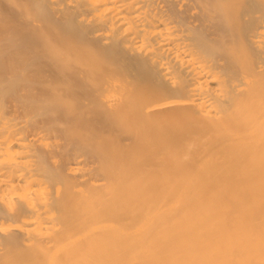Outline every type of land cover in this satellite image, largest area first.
I'll return each instance as SVG.
<instances>
[{"label": "bare ground", "instance_id": "bare-ground-1", "mask_svg": "<svg viewBox=\"0 0 264 264\" xmlns=\"http://www.w3.org/2000/svg\"><path fill=\"white\" fill-rule=\"evenodd\" d=\"M0 264H264V0H0Z\"/></svg>", "mask_w": 264, "mask_h": 264}]
</instances>
